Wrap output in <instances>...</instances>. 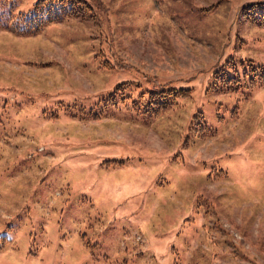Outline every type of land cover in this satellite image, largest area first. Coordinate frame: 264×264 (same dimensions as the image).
<instances>
[{
	"label": "rangeland",
	"instance_id": "1",
	"mask_svg": "<svg viewBox=\"0 0 264 264\" xmlns=\"http://www.w3.org/2000/svg\"><path fill=\"white\" fill-rule=\"evenodd\" d=\"M85 1L0 27V264H264V0Z\"/></svg>",
	"mask_w": 264,
	"mask_h": 264
},
{
	"label": "trees",
	"instance_id": "2",
	"mask_svg": "<svg viewBox=\"0 0 264 264\" xmlns=\"http://www.w3.org/2000/svg\"><path fill=\"white\" fill-rule=\"evenodd\" d=\"M6 8L7 11H3V16H0V27L17 35L33 34L41 30L45 24L58 20L62 16L83 15L90 11L85 0H36L31 10L14 18L12 17L13 4H7ZM243 9L249 14L252 22L264 26V1L248 4ZM249 61L253 63L252 60ZM256 70H259L258 73ZM250 71L252 72L249 77L250 87L264 84V66L252 65ZM129 84L132 83L123 82L117 88L123 89ZM190 93V89H176L163 85L142 92L141 101L139 103L134 101L133 106L140 107L143 113L149 112L152 116H156L171 107L178 98L188 97Z\"/></svg>",
	"mask_w": 264,
	"mask_h": 264
}]
</instances>
